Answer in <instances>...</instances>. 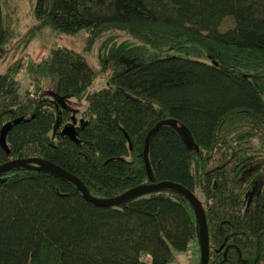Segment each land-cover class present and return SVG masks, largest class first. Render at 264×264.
I'll return each instance as SVG.
<instances>
[{
    "label": "trees",
    "instance_id": "obj_1",
    "mask_svg": "<svg viewBox=\"0 0 264 264\" xmlns=\"http://www.w3.org/2000/svg\"><path fill=\"white\" fill-rule=\"evenodd\" d=\"M6 1L0 49L15 36ZM32 8L56 34L131 35L140 43L122 41L110 52L138 62L86 94L75 137L63 99L91 85L84 56L58 46L28 61L35 96L23 98V63L13 62L0 73V164L46 159L98 198L179 183L203 206L208 264H264V181L245 202L259 170L242 178L256 140L264 142V0H34ZM148 46L173 53L142 61ZM47 74L57 75L58 100L43 93ZM167 119L175 125L150 136L146 166L145 137ZM191 242L198 244L197 219L175 190L96 206L50 172L0 173V264H170Z\"/></svg>",
    "mask_w": 264,
    "mask_h": 264
},
{
    "label": "rangeland",
    "instance_id": "obj_2",
    "mask_svg": "<svg viewBox=\"0 0 264 264\" xmlns=\"http://www.w3.org/2000/svg\"><path fill=\"white\" fill-rule=\"evenodd\" d=\"M34 0H7V10H10L15 28L14 38L0 49V73L4 72L15 61H21L23 68L16 74L20 97H34V87L28 75L25 64L28 61L39 62L46 57L55 47H67L81 53L93 71L92 82L81 96H71L63 99L71 113V119L66 130L71 136H76V127L82 119V111L86 107L85 96L89 92L106 86L108 79L118 71H122L137 63L135 58H125L110 52L112 44L117 45L122 41L140 43L131 35L124 32L108 31L93 41H89L86 34L60 35L52 31L48 24H41L33 16ZM6 10V9H5ZM173 53L172 50L156 49L148 46L146 56L142 61L165 56ZM57 75L47 74L42 79L43 93L48 99H59L56 94ZM264 132V131H263ZM259 170L255 177L253 173ZM251 175L255 177L254 185L248 190L245 202L257 193L264 181V142H255V147L250 154L249 161L244 168L242 178ZM148 257H145L147 259ZM170 264H192L187 252H180Z\"/></svg>",
    "mask_w": 264,
    "mask_h": 264
},
{
    "label": "water",
    "instance_id": "obj_3",
    "mask_svg": "<svg viewBox=\"0 0 264 264\" xmlns=\"http://www.w3.org/2000/svg\"><path fill=\"white\" fill-rule=\"evenodd\" d=\"M161 124L175 125L174 121L171 119L162 120L156 123V125L148 131L145 137V145H144V150H143V156H144V161H145L146 166H148V162L146 159V152H147L149 138L153 133H155L158 130ZM176 128L181 134V136L184 139H186L184 132L180 128L178 127ZM17 167L27 168V169H32V170L47 171L54 175L60 176L64 178L65 180L73 183L77 187V189L80 191L83 198L93 203L96 206L118 205L130 199H133L141 195H145L147 193H150V192H153L159 189H163V188H168V189H172L177 192H180L191 203L196 219H197L198 244H199V252H200L199 264H208L209 236H208V229H207L203 206L201 204V201L198 199V197H196L194 193L189 191L186 187L182 186L181 184L175 183L172 181H159L155 183L138 185V186L132 187L115 197L98 198V197H94L90 195L86 186L77 177H75L68 171L64 170L60 166L54 164L53 162L48 161L46 159L39 158V157L11 159V160L5 161L0 164V173H2L5 170L17 168Z\"/></svg>",
    "mask_w": 264,
    "mask_h": 264
},
{
    "label": "built area",
    "instance_id": "obj_4",
    "mask_svg": "<svg viewBox=\"0 0 264 264\" xmlns=\"http://www.w3.org/2000/svg\"><path fill=\"white\" fill-rule=\"evenodd\" d=\"M188 257L192 260V264H199L200 252L199 246L196 242H191L187 249Z\"/></svg>",
    "mask_w": 264,
    "mask_h": 264
},
{
    "label": "crops",
    "instance_id": "obj_5",
    "mask_svg": "<svg viewBox=\"0 0 264 264\" xmlns=\"http://www.w3.org/2000/svg\"><path fill=\"white\" fill-rule=\"evenodd\" d=\"M186 253V252H185ZM146 261H149V258L145 259Z\"/></svg>",
    "mask_w": 264,
    "mask_h": 264
}]
</instances>
